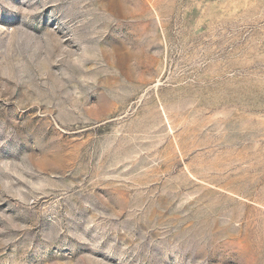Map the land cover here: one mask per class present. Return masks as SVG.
Here are the masks:
<instances>
[{"label": "rangeland", "instance_id": "374dc122", "mask_svg": "<svg viewBox=\"0 0 264 264\" xmlns=\"http://www.w3.org/2000/svg\"><path fill=\"white\" fill-rule=\"evenodd\" d=\"M0 264H264V0H0Z\"/></svg>", "mask_w": 264, "mask_h": 264}]
</instances>
